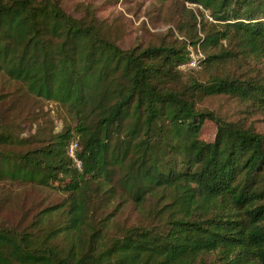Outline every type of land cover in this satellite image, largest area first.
<instances>
[{
  "label": "trees",
  "instance_id": "obj_1",
  "mask_svg": "<svg viewBox=\"0 0 264 264\" xmlns=\"http://www.w3.org/2000/svg\"><path fill=\"white\" fill-rule=\"evenodd\" d=\"M159 2L174 29L123 49L91 5L0 0V184L63 195L0 215V264H264V133L204 105L264 118V0Z\"/></svg>",
  "mask_w": 264,
  "mask_h": 264
},
{
  "label": "rangeland",
  "instance_id": "obj_2",
  "mask_svg": "<svg viewBox=\"0 0 264 264\" xmlns=\"http://www.w3.org/2000/svg\"><path fill=\"white\" fill-rule=\"evenodd\" d=\"M65 9L76 17L82 16L80 6L91 5L96 15L110 26V31L118 45L130 49L137 44L156 41L174 29L175 20L183 11L180 3L168 2L162 8L159 0H62ZM4 80L0 78V90ZM43 105V112L39 106ZM204 105L230 121L244 119L256 130L264 133V118L248 116L241 112V106L226 97L209 98ZM55 105L39 104L36 113L41 115L36 121L45 120L46 113L57 122L58 129L63 127L65 115ZM70 124V121H68ZM216 127L207 123L203 136L213 140ZM63 195L50 189H41L32 185L0 184V215L11 224L26 225L42 208L57 204Z\"/></svg>",
  "mask_w": 264,
  "mask_h": 264
},
{
  "label": "built area",
  "instance_id": "obj_3",
  "mask_svg": "<svg viewBox=\"0 0 264 264\" xmlns=\"http://www.w3.org/2000/svg\"><path fill=\"white\" fill-rule=\"evenodd\" d=\"M196 5H191L195 7ZM190 59L189 62L182 66L184 70H198L201 68L202 61L205 59L204 53L201 51L200 47L189 46ZM77 143L72 142L70 145V156L75 160L77 167L81 169V162L76 156Z\"/></svg>",
  "mask_w": 264,
  "mask_h": 264
}]
</instances>
